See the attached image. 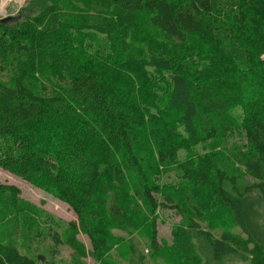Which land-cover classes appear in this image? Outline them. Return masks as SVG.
<instances>
[{
  "label": "trees",
  "instance_id": "16d2710c",
  "mask_svg": "<svg viewBox=\"0 0 264 264\" xmlns=\"http://www.w3.org/2000/svg\"><path fill=\"white\" fill-rule=\"evenodd\" d=\"M97 1L105 19L80 28L52 0L13 27L0 20V169L76 219L48 232V252L23 254L19 191L0 185V264H57L60 247L71 251L68 264H264V0ZM115 15L148 22L168 44L142 54ZM81 28L105 36L106 61L74 47ZM218 78L241 109L232 126L239 144H226L221 120L200 121L214 108L208 94ZM137 133L150 146L139 148ZM162 171L178 185L157 184ZM167 210L179 217L170 244L156 234Z\"/></svg>",
  "mask_w": 264,
  "mask_h": 264
},
{
  "label": "rangeland",
  "instance_id": "374dc122",
  "mask_svg": "<svg viewBox=\"0 0 264 264\" xmlns=\"http://www.w3.org/2000/svg\"><path fill=\"white\" fill-rule=\"evenodd\" d=\"M2 1V0H0ZM29 0H24L20 5L15 3L14 0H10L9 4L6 5L4 12L0 13V20L5 22H9L6 24L8 26L13 27L15 21L20 18V16L32 15L36 16L40 13V11L45 6V2L50 3V0H34L33 4L28 7L30 9H24L27 6V2ZM79 3L76 4V0H52V4L57 6L60 9V13L63 19L69 24H73V26L80 25H94L100 24L105 19L102 16L106 14L105 8L102 4L97 0H78ZM72 4H75L77 8H75ZM116 19L120 21V24L124 27V31L128 30L130 32V44H134V46L140 51L142 54H146L150 51H157L159 46L162 44H168L167 40L160 37L155 33L154 30L149 26L148 22H138L129 16H123L120 18L116 16ZM83 29V30H82ZM78 31L80 33H71L72 36L77 39V42H73L74 47L77 48L78 51L81 48L82 53L89 54L90 56H94L96 60L99 62H104L109 57L110 53V45L105 36L95 35L93 30L81 28ZM81 42H80V41ZM79 42V43H78ZM156 44V45H155ZM78 45V46H77ZM79 47V48H78ZM157 48V49H156ZM139 53V52H138ZM140 55V53H139ZM44 61L46 57H43ZM52 65L58 66V61L53 60ZM52 67L46 69L43 67L42 71L39 72V75H44L46 79V73L48 79L52 81L51 71ZM219 68L214 67L209 71L212 77L215 73L218 74ZM6 76V74H5ZM211 77H206V81L212 79ZM117 78V76H116ZM155 77L152 76V80ZM5 79V78H4ZM114 80V79H113ZM119 81V80H114ZM219 83V78L217 79V83L214 84L212 91L208 94V99L210 101H214V108H211L207 113L201 112L200 121L203 122L206 120H211L214 122L216 126L219 127V120H221V126L225 129V133L229 131V137L227 138L228 145L230 144H239L241 138L234 131V124L236 123L237 117L241 111L239 106H233L234 99L232 93H235L233 87H229L226 89L224 85V81ZM226 84V83H225ZM205 100L206 98L203 97ZM235 119V120H234ZM201 123V122H200ZM225 124V125H224ZM137 144L139 148L148 147L150 143L144 138L142 133H137ZM209 149V146L199 145L190 151H181L179 153V157L183 159L185 156L192 154H201ZM129 179V178H128ZM125 182L127 181L124 178ZM157 184L159 185H178L173 179V176L170 174H166L165 172H161L159 177L157 178ZM0 185H8L17 188L19 191V199L21 203L19 204V229H20V238H18V247L23 254H26L30 257H34L38 253H46L51 249V241L48 237V232H52L57 230L58 233H61L66 224L69 222H74L75 215L72 210L63 202L54 198L51 194L37 189L30 184L4 172L0 169ZM139 206L137 209L139 210L140 215L146 220L148 217L149 211L147 205L144 201H139ZM0 210L4 212L7 210V202L0 197ZM5 218L1 225L4 224ZM156 234L158 242H166L170 244L171 241V230L173 225L178 224L179 217L176 216L171 210L161 211L156 219ZM55 222L53 227H58L56 229H49L48 223ZM142 227V226H141ZM146 231V226L141 228ZM118 233V232H116ZM219 231H214L213 235L218 237ZM78 240L83 244L86 250H89V240L83 236L78 235ZM145 244V243H144ZM142 243V249L145 254H147L148 246ZM59 253L56 258L57 264H68L69 257L71 251L66 247H60L58 249ZM86 264H93L91 259L85 260ZM149 264H161L159 262L149 261ZM229 264V263H227ZM231 264H248V262H241L235 260L231 262Z\"/></svg>",
  "mask_w": 264,
  "mask_h": 264
},
{
  "label": "bare ground",
  "instance_id": "6f19581e",
  "mask_svg": "<svg viewBox=\"0 0 264 264\" xmlns=\"http://www.w3.org/2000/svg\"><path fill=\"white\" fill-rule=\"evenodd\" d=\"M14 1H15V3L20 5L24 0H14ZM9 2H10V0H2V1H0V13L4 12V9H5L6 5L9 4Z\"/></svg>",
  "mask_w": 264,
  "mask_h": 264
}]
</instances>
